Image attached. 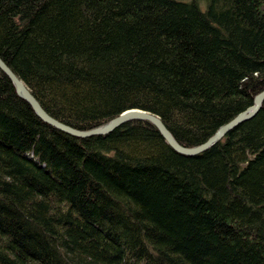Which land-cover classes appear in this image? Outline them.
<instances>
[{
  "label": "trees",
  "instance_id": "obj_1",
  "mask_svg": "<svg viewBox=\"0 0 264 264\" xmlns=\"http://www.w3.org/2000/svg\"><path fill=\"white\" fill-rule=\"evenodd\" d=\"M0 56L73 127L193 146L264 89V0H0ZM0 264H264V102L188 155L61 130L0 68Z\"/></svg>",
  "mask_w": 264,
  "mask_h": 264
},
{
  "label": "water",
  "instance_id": "obj_2",
  "mask_svg": "<svg viewBox=\"0 0 264 264\" xmlns=\"http://www.w3.org/2000/svg\"><path fill=\"white\" fill-rule=\"evenodd\" d=\"M0 68L11 78L14 82L17 91L20 95L26 98L37 114L46 122L52 124L53 126L64 130L68 133H71L76 136L86 137L94 134H105L111 132L115 128L121 126L125 122L135 120V119H142V120H149L153 122L162 135L166 138V140L170 143V145L175 148L177 151L188 154V155H195L207 150L209 147L214 145L220 139L224 137V135L236 127L241 122L252 118L262 107L264 102V89L258 92L254 97V102L250 106H248L243 111L239 112L235 117L230 119L228 122L222 124L210 137H208L204 142L193 145V146H186L179 142L170 128L166 125L164 120L161 118L160 115L154 113L150 110L132 107L123 110L121 113L116 115L115 117L111 118L104 124H100L98 126L88 128V129H79L73 127L62 120L58 119L57 117L50 114V112L42 105L39 99L34 95V93L26 86L24 81L16 74V72L10 67V65L0 56Z\"/></svg>",
  "mask_w": 264,
  "mask_h": 264
},
{
  "label": "bare ground",
  "instance_id": "obj_3",
  "mask_svg": "<svg viewBox=\"0 0 264 264\" xmlns=\"http://www.w3.org/2000/svg\"><path fill=\"white\" fill-rule=\"evenodd\" d=\"M14 83V82H13ZM26 84V83H25ZM15 85V84H14ZM26 86L28 87V85L26 84ZM16 87V86H15ZM29 88V87H28ZM30 89V88H29ZM19 93V92H18ZM22 96V95H21ZM23 97V96H22ZM26 99V98H25ZM27 100V99H26ZM28 101V100H27ZM31 104V103H30ZM33 107V106H32ZM35 110V109H34ZM37 113V112H36ZM52 125V124H51Z\"/></svg>",
  "mask_w": 264,
  "mask_h": 264
}]
</instances>
